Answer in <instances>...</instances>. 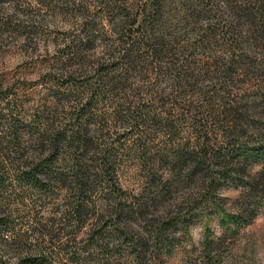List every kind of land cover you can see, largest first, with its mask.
Segmentation results:
<instances>
[{
	"label": "rangeland",
	"instance_id": "1",
	"mask_svg": "<svg viewBox=\"0 0 264 264\" xmlns=\"http://www.w3.org/2000/svg\"><path fill=\"white\" fill-rule=\"evenodd\" d=\"M155 2L0 0V264H264V159L242 153L264 142V39L224 41L223 0ZM79 126L84 192L68 145L29 181L23 164ZM184 152L207 180L172 174ZM112 203L167 216L164 243L133 252ZM135 220L147 240L156 224Z\"/></svg>",
	"mask_w": 264,
	"mask_h": 264
},
{
	"label": "trees",
	"instance_id": "2",
	"mask_svg": "<svg viewBox=\"0 0 264 264\" xmlns=\"http://www.w3.org/2000/svg\"><path fill=\"white\" fill-rule=\"evenodd\" d=\"M227 9H229L230 15V23L224 25V29L221 30L222 36L225 39L224 41L229 42L232 48H236L239 42L244 39L246 43L250 45L259 44L264 39V0H223ZM159 0H156L155 4H158ZM222 3V1H221ZM222 5V4H221ZM225 15V12H222ZM235 30V32L232 31ZM237 34V35H236ZM147 38L146 35H144ZM236 36V37H234ZM242 36V37H241ZM136 47V42L129 41L124 45V56L121 61L126 63L128 62L129 55L134 53V48ZM148 47V46H147ZM142 48V46H140ZM153 50L150 52L152 53ZM155 55V51L153 52ZM76 56V54H74ZM127 57V58H125ZM228 66L224 71L225 74L228 73ZM106 70V69H105ZM73 134H70L68 138L62 136L61 132H55L51 134L50 138L47 140L48 151L46 152V159L43 162L32 161L30 164H23L24 170L23 174L26 178L32 183H39L40 174L46 171L47 167L53 165V163L57 159V152L59 148L69 146L70 148H74L76 152L74 153V157L71 159L72 169L74 171L73 180L75 181L78 191L80 193L84 192L85 187V168L83 165V155L79 152V150L86 152L91 149V142L88 139L85 130L80 126L78 128H74ZM242 153L247 157L250 154L255 159H264V142L255 147L253 150L244 149ZM204 155V156H203ZM196 157L192 153H178L174 156L173 162L171 164L170 170L172 174L178 175L179 172L185 170L187 177L194 178L196 176H200L203 180H207L206 172H208L209 167H205L204 157L205 154ZM199 159V160H197ZM24 163V162H22ZM109 161L107 158L103 159L99 168L101 171L108 173L110 171ZM210 178V177H209ZM198 179V180H199ZM202 180V181H203ZM212 180V178H211ZM60 182V181H59ZM163 188L171 189L172 187L171 181L165 182L163 184ZM83 204L79 200L71 207L70 215L72 219L80 218L82 214ZM109 208V209H108ZM108 211H106V221L117 220L116 223V231L119 233L118 235L123 238L125 244H128L130 249L137 253L138 247L144 248L148 245L158 246L160 243H164L167 236V216L152 218L150 217L145 207H140L137 210H126L122 208L120 203H112L108 206ZM101 214L96 215V221L98 218L100 219ZM136 217V220L140 225L143 222L148 224H156L153 225V228L148 232V239H138L137 242L134 240L136 236H139V233L136 231L137 226L132 224L131 219ZM158 223V224H157ZM160 223V224H159ZM115 225V224H114ZM5 223L3 218H0V228L4 227ZM96 226V225H95ZM149 226V225H148ZM11 244L17 242L14 238L9 240ZM140 261V257L136 258ZM18 264H23L21 260L17 261Z\"/></svg>",
	"mask_w": 264,
	"mask_h": 264
}]
</instances>
